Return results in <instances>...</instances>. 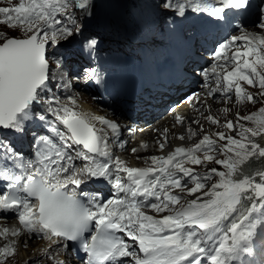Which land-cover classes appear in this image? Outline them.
Masks as SVG:
<instances>
[{"label":"snow or ice","instance_id":"snow-or-ice-1","mask_svg":"<svg viewBox=\"0 0 264 264\" xmlns=\"http://www.w3.org/2000/svg\"><path fill=\"white\" fill-rule=\"evenodd\" d=\"M248 6L249 0H159L164 15L184 17L193 12L216 21ZM90 7V0H7L0 6V25L21 33L9 36L0 31V129L22 133L39 121L56 134L39 137L34 159L19 156L7 138L0 139V175L6 178L0 190V216H14L23 230L50 241L49 249L61 241L64 248L66 242H78L85 264H123L122 258H130L132 264H241L242 257L254 253L258 235L264 238V170L253 175L242 171L251 158H264V146L255 139L264 137V34L245 32L219 42L212 52L217 61L211 68L215 86L205 83L209 97H234L237 103L261 107L244 116L237 112L235 121L225 119L222 125L208 115L204 119L224 130L203 134L197 143L177 146L167 156H151L153 166L132 167L110 156L107 133L92 123L98 121L116 133L115 122L78 111L73 97L61 102L48 94L53 78L50 61L56 68L64 63L62 57L51 59L48 49L82 34L71 9L86 15ZM260 28L264 30V23ZM238 41L251 46L230 51ZM96 43L95 38H85L86 48ZM83 71L89 79L96 78L95 69ZM188 100L198 101L199 96ZM222 111L227 114L231 109ZM185 119L175 116L181 126ZM194 123L203 130L199 120ZM237 128L239 138L231 134ZM186 131L189 137L199 134L191 126ZM167 133L165 129V142ZM158 147L163 151L165 143ZM75 159L85 163L77 167ZM211 163L223 170H195ZM100 179L115 190L112 199L89 197L80 190ZM149 211L168 214L158 218ZM19 234L15 227L0 229L5 239ZM15 245L13 240L0 247V264L16 254ZM259 264H264V256Z\"/></svg>","mask_w":264,"mask_h":264},{"label":"bare ground","instance_id":"bare-ground-1","mask_svg":"<svg viewBox=\"0 0 264 264\" xmlns=\"http://www.w3.org/2000/svg\"><path fill=\"white\" fill-rule=\"evenodd\" d=\"M249 91H251L253 93H256L257 88H252V89L250 88ZM76 101H77V105H78L77 110L80 111V112L88 113V114L94 115V116H103V117H105V115H106L105 113L108 111V104L106 102H104V101H101V102L95 101V100H93L92 96L90 94L86 93V92L80 93V95H79V97L77 98ZM223 101H224L223 104H217V103L213 104L210 101L203 102V97H201L198 101H196V100L192 101V103H194V104H193V108L191 110H189L188 107H186L185 104H182L181 106H178L173 111V114L170 113L167 117H163L161 120L157 121L153 127H151V128L147 127L146 129H144L141 132H139L138 133L139 137L135 138V141L134 140L132 141L134 144H132V147L128 150L130 155L132 156V158L130 159V163L128 165L132 166V167H147L146 165H143L144 164V161H143L144 159H142V157H143V155L145 157H149L148 154L152 153L151 150H154V149L156 151L159 150V147H158V143L159 142H164L165 145H167V146L170 145V143H171L170 147L174 148L175 145L176 146H180L181 142L179 143V141L183 142V140H186L187 134L185 135L183 133V131H177L178 128H181V125L176 124V122H175V116H177V115L185 117L186 118L185 121L186 120L187 121L191 120V121L194 122L195 120H199V117H205L206 114L210 113L211 115H213L214 117H217L221 121V125L223 124L225 119H229V120L235 121V119H236L235 117L230 119V112L232 111V112H234V114L239 112V114H240L241 113V109L232 107V105L229 103V101H226V100H223ZM207 105H210V107H209L210 111L205 114L203 112V110H204V108ZM196 107H200V109L198 111H196L195 110ZM223 107L224 108L225 107L230 108L231 111L229 113L225 114V115H222V108ZM240 115L242 116V114H240ZM243 122L244 121H241V123H243ZM92 123L95 125L96 128H97V126L98 127L100 126V123L98 121L93 120ZM187 123H186V125L187 126L191 125L192 130L195 131V129H196L195 126L196 125L194 123H192V122H187ZM200 123H202V122L200 121ZM206 125H204V126H206ZM165 128L168 130L167 142H165L163 140V132H164L163 130H165ZM152 129H157L158 131L160 129V130H162V132H160V134L152 137L150 135V131ZM174 131H176L175 137L171 134ZM238 132H239V129L238 130L236 129V131L233 132V135L238 133ZM144 133L149 134L151 136V138L143 136ZM180 135H184L185 138L183 140L179 139L178 137ZM192 137H197V135L196 136H192ZM199 137H202V134L200 136H198V138ZM126 138L127 139H131V138H129L127 132H126ZM143 138H145V139L142 141ZM174 141H175V144L173 145ZM146 142L150 143L149 147L147 149H146V147H143L144 143H146ZM134 148L136 149L135 153H133V151H132V149H134ZM136 158H139V160H136ZM121 159L126 161L124 157H121ZM146 164H148V162ZM3 227H9L11 229V228H13V223H12V221L7 220L3 216H0V229H2ZM21 239H23V240H21ZM13 240L16 242V245H15L16 249L20 245L22 246V248H21L22 257L20 258L21 261H22V264L36 263V262L39 261V257L40 256L43 257V256L51 253V249L48 248L49 243L46 242L45 240H38L36 242H34L32 240H29L28 242H24V237L23 236H20V238L18 237V239L16 237L11 236V235H9L7 239H5L4 237H0V247H3L4 245L8 244L10 241H13ZM46 249H47V251H45ZM44 260H46V262L48 261L49 263L53 262V260L49 259V257H46ZM7 264H17L16 254L7 261Z\"/></svg>","mask_w":264,"mask_h":264},{"label":"rangeland","instance_id":"rangeland-1","mask_svg":"<svg viewBox=\"0 0 264 264\" xmlns=\"http://www.w3.org/2000/svg\"><path fill=\"white\" fill-rule=\"evenodd\" d=\"M120 1H122V0H90V2H91V5L93 4V5H96V7H95V9L94 10H97V9H102V10H105L106 8H108L109 6H112L113 4H115V5H117V3L118 2H120ZM138 1H140V0H138ZM149 1H152V2H154V5L158 8V9H160L159 8V0H149ZM6 2H7V0H0V6H5L6 5ZM17 2V0H12V3H16ZM72 9H75V8H72ZM80 13V11L79 10H76L75 11V14L76 15H78ZM261 23H264V22H261ZM260 23V24H261ZM260 24H259V22L258 23H256V24H254V25H250V26H247V28L241 33V34H243V33H255V34H257V35H260V34H264V30H262L261 28H260ZM0 31H3V32H7V34L9 35V36H20L21 35V33L20 32H18V31H9L4 25H0ZM53 48V47H52ZM52 48H49V51H51L52 50ZM243 83V82H242ZM246 86V85H245ZM250 89V88H249ZM252 89V88H251ZM258 92V89H257V91H256V93ZM75 98V97H74ZM78 98V97H77ZM77 98H75L76 100H77ZM261 99H264V98H261ZM224 100H226V101H229V103L232 105V107H234V108H238V109H241V113L240 114H242V116H244V115H248L249 113H251V112H256L257 110H258V108L259 107H261V104H259V103H257V104H251V103H237L236 101H235V98H233L232 100H227V98L226 99H224ZM223 102L224 101H217V102H214V101H212L211 103H213V104H215V103H217V104H223ZM233 103V104H232ZM242 104V105H241ZM240 106V107H239ZM209 107H210V105H207L205 108H204V110H203V112L206 114L207 112H209ZM243 107V108H242ZM208 108V109H207ZM222 109H224V107L222 108ZM199 110V108L198 109H196V111H198ZM254 110V111H253ZM170 113L169 112H165V113H163L162 114V116H160V117H157V118H155V119H153L151 122H150V124H148L147 126H146V128L148 127V128H151V127H153L154 125H155V123L157 122V121H159V120H161L163 117H167L168 115H169ZM172 114H173V112H172ZM208 115H211L210 113H208V114H206V116H208ZM222 115H225V113L222 111ZM205 116V117H206ZM191 117V116H190ZM236 118V115L234 114V112H230V119H232V118ZM199 120L202 122V123H200V124H204V125H206V126H204L203 125V130H201L200 128H199V126L196 124V123H194L193 121H185L184 122V125L183 126H181V128H178L177 129V131H183V133L186 135L187 134V128L189 127V126H191V125H186V123L187 122H192V123H194L196 126V129H195V131L196 132H198L200 135L202 134H206V133H215V132H217V131H223L224 129L221 127V126H219V125H211L210 124V122H208L206 119H204V117H199ZM188 124V123H187ZM243 124H245V126L246 127H253L254 125L251 123V122H243ZM208 126V127H207ZM166 129V128H165ZM182 129V130H181ZM239 128H237V130H238ZM164 131V130H163ZM160 132H162V130H160L159 129V131L157 130V129H152L151 131H150V135L153 137V136H156V135H158V134H160ZM174 137H175V135H176V131H174L173 133H171ZM197 135V137H189L188 135H187V137H186V140H183V142L182 141H179V143H180V146H184V147H189V146H192L193 144H195V143H197L198 141H199V139H201L202 137H199L198 138V136H200V135ZM232 135H233V132L231 133ZM149 134H147V133H144V135L143 136H146V137H150L151 138V136H150ZM234 136H237V138H239L238 137V133H236V134H234ZM137 137H139V135L137 134L136 136H134V137H132L128 142H129V146L126 148V151H124V152H122L121 153V155H122V157H124L125 158V160L127 161V164H128V162H130V159L132 158V156L130 155V153H129V149L132 147V144H134L132 141L134 140L135 141V138H137ZM141 137V136H140ZM215 138V137H214ZM145 138H143L142 139V141L144 140ZM256 139V142H258V143H260L262 146H264V137H257V138H255ZM141 141V142H142ZM148 143L149 142H146V143H144V145H143V147H146V149L149 147V146H147L148 145ZM185 143V144H184ZM220 143L221 144H223L224 143V141H220ZM150 144V143H149ZM175 144V141H174V143H173V145ZM171 146V143H170V145H165V147H164V149H163V151H160V148H159V150H151L152 151V153L151 154H148L149 155V157H145L144 155H143V157H142V159H144L143 161H144V164L143 165H146L147 167L148 166H151L152 164H151V161H150V157L151 156H167L166 154H168L169 152H171V151H173L174 150V148L175 147H177L176 145H175V147L174 148H172V147H170ZM170 147V148H169ZM171 149V150H170ZM163 153V154H162ZM219 158H223V156H220ZM129 159V160H128ZM136 160H139V158H136ZM251 161H254V158H251L248 162H251ZM148 162V164H146ZM247 162V163H248ZM150 163V164H149ZM153 166V165H152ZM186 166H190V167H193V166H191V165H186ZM208 167H220V170H223V167L222 166H217V165H215L214 163H211V164H209V165H207V166H204V165H201V166H195V170L196 171H198V172H201V173H203V172H205V171H207V168ZM264 170V169H263ZM215 179V178H214ZM175 191H179L178 189L177 190H175ZM189 199L190 198H194V197H188ZM8 219V218H7ZM8 220H10V219H8ZM10 221H12V220H10ZM13 222V221H12ZM18 237L20 238V235L19 236H16V238L18 239ZM21 240H23V239H21ZM26 240V241H25ZM29 241V239H25V237H24V242H28ZM32 241H34V242H36L35 240H32ZM21 248H22V246L20 245L18 248H17V251H16V261H17V264H22V261H21V257H22V252H21ZM21 252V253H20ZM41 257V258H40ZM39 257V261L38 262H36V263H32V264H48L49 262L47 261L46 262V260H44L45 258H43L42 256H40ZM20 259V260H19ZM44 260V261H43ZM43 262V263H42Z\"/></svg>","mask_w":264,"mask_h":264},{"label":"trees","instance_id":"trees-1","mask_svg":"<svg viewBox=\"0 0 264 264\" xmlns=\"http://www.w3.org/2000/svg\"><path fill=\"white\" fill-rule=\"evenodd\" d=\"M264 169V158L257 159L254 158V161L248 162L243 165L242 171L244 174L253 175L255 172L261 171Z\"/></svg>","mask_w":264,"mask_h":264}]
</instances>
